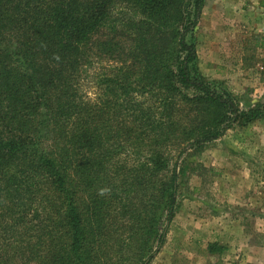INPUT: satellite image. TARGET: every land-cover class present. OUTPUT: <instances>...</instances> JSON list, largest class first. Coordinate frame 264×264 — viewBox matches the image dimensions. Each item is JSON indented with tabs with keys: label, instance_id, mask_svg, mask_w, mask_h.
<instances>
[{
	"label": "trees",
	"instance_id": "trees-1",
	"mask_svg": "<svg viewBox=\"0 0 264 264\" xmlns=\"http://www.w3.org/2000/svg\"><path fill=\"white\" fill-rule=\"evenodd\" d=\"M205 2L0 0V264L152 262L182 160L264 118L198 72Z\"/></svg>",
	"mask_w": 264,
	"mask_h": 264
},
{
	"label": "rangeland",
	"instance_id": "rangeland-1",
	"mask_svg": "<svg viewBox=\"0 0 264 264\" xmlns=\"http://www.w3.org/2000/svg\"><path fill=\"white\" fill-rule=\"evenodd\" d=\"M243 30L237 19L229 25L217 12L205 16L194 34L197 69L217 90L231 92L242 109L264 111V52L256 48L254 31ZM180 169L178 210L150 264H264V118L235 126L186 156ZM234 219L244 223L243 231L226 228ZM211 245H217L215 254Z\"/></svg>",
	"mask_w": 264,
	"mask_h": 264
},
{
	"label": "crops",
	"instance_id": "crops-1",
	"mask_svg": "<svg viewBox=\"0 0 264 264\" xmlns=\"http://www.w3.org/2000/svg\"><path fill=\"white\" fill-rule=\"evenodd\" d=\"M212 12H217L221 18L229 20V25L233 18L237 19L239 28L244 29L245 33L242 34H246L248 30L254 31L253 34L260 38L256 48L264 52V47L262 46V38L264 37V0H207L200 23L204 20L205 16ZM243 224L239 220L236 223V219L233 221L229 220L226 228L228 229L230 225H235L243 231ZM230 234V231L227 230V237H231L232 239L233 237ZM254 249L257 248L254 246H250L249 248L250 251Z\"/></svg>",
	"mask_w": 264,
	"mask_h": 264
}]
</instances>
